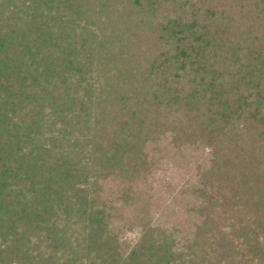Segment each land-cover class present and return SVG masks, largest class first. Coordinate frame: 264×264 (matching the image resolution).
<instances>
[{
	"label": "trees",
	"instance_id": "obj_1",
	"mask_svg": "<svg viewBox=\"0 0 264 264\" xmlns=\"http://www.w3.org/2000/svg\"><path fill=\"white\" fill-rule=\"evenodd\" d=\"M0 264H264V0H0Z\"/></svg>",
	"mask_w": 264,
	"mask_h": 264
},
{
	"label": "rangeland",
	"instance_id": "obj_2",
	"mask_svg": "<svg viewBox=\"0 0 264 264\" xmlns=\"http://www.w3.org/2000/svg\"><path fill=\"white\" fill-rule=\"evenodd\" d=\"M117 9L118 5L114 6L112 11H109L108 14L110 15L111 13L113 17L107 18V15L103 17V20L107 22L112 19H116L117 15L115 10ZM93 24L94 25L90 23L89 26H87V29L89 30L95 26L96 31L99 32L97 28L100 26H97L95 23ZM102 27L100 28L103 30H100L101 33L110 31L108 24L103 25ZM79 40L81 41L82 39L80 38ZM189 155L185 158H179L178 155L176 158H170V160L166 161L161 168L155 170L151 175L143 179L141 184L142 189L144 190L143 198H145V201L147 202V206L145 207H147L148 217L152 218L153 224H159L167 227H174V225H177L176 223L178 222L175 221V217L172 215L173 205L171 199H173V196L178 193L180 187L190 178L192 174V170L190 169L193 168V161H191L193 158ZM143 198L141 199L143 200ZM135 217L136 213H133L131 208H129V210L127 208L124 210V214L120 219L132 218V221H134L133 219H136ZM181 223L183 224L184 221ZM138 235V229L131 231L126 228V230L122 233V237L125 238L128 243L133 242Z\"/></svg>",
	"mask_w": 264,
	"mask_h": 264
}]
</instances>
